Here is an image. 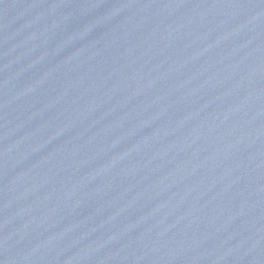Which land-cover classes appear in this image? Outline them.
Masks as SVG:
<instances>
[{
  "label": "water",
  "instance_id": "water-1",
  "mask_svg": "<svg viewBox=\"0 0 264 264\" xmlns=\"http://www.w3.org/2000/svg\"><path fill=\"white\" fill-rule=\"evenodd\" d=\"M0 264H264V0H0Z\"/></svg>",
  "mask_w": 264,
  "mask_h": 264
}]
</instances>
